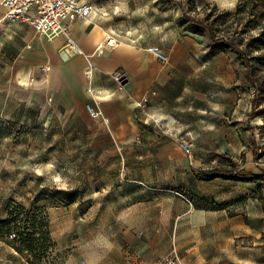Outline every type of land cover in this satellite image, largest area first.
Listing matches in <instances>:
<instances>
[{"label": "rangeland", "instance_id": "obj_1", "mask_svg": "<svg viewBox=\"0 0 264 264\" xmlns=\"http://www.w3.org/2000/svg\"><path fill=\"white\" fill-rule=\"evenodd\" d=\"M81 1L94 5L120 41L146 40L167 54L174 46L187 49L194 110L179 121L173 151L100 152L89 151L87 137L42 105L20 107L0 97V220L11 201L43 208L59 264H159L174 251L189 264H217L223 249L213 243L197 256L178 247L175 216L183 206L173 192L186 198L181 187L192 186V177L200 181L202 171L264 169V46L256 42L264 0ZM211 34L224 42H212ZM180 142L191 147V160ZM215 190L201 186L206 195ZM254 224L263 230L264 223ZM240 246L234 261L264 264V232ZM0 264L27 263L0 241Z\"/></svg>", "mask_w": 264, "mask_h": 264}, {"label": "crops", "instance_id": "obj_2", "mask_svg": "<svg viewBox=\"0 0 264 264\" xmlns=\"http://www.w3.org/2000/svg\"><path fill=\"white\" fill-rule=\"evenodd\" d=\"M6 12L0 6V97L5 103L42 105L75 135L87 137L89 151L170 152L178 148L173 137L179 121L194 110L189 86L194 66L187 49L174 46L168 54L163 51L169 62L162 63L147 52L155 45L146 40L106 46L109 31L95 15L72 23L68 34H37L27 24L6 20ZM88 105L102 119H93ZM223 110L225 105L218 106L216 114ZM125 167L123 163V171ZM143 181L131 179L129 183ZM192 183L181 187L188 198L173 192L183 206V212L175 216L178 247H187L186 252L197 256L200 248L213 243L223 249L217 264H239L240 260H234L240 243L264 232L254 224L264 223L259 184L221 179L206 183L194 177ZM202 184H213L216 190L206 195ZM193 264L207 262L198 258Z\"/></svg>", "mask_w": 264, "mask_h": 264}, {"label": "trees", "instance_id": "obj_3", "mask_svg": "<svg viewBox=\"0 0 264 264\" xmlns=\"http://www.w3.org/2000/svg\"><path fill=\"white\" fill-rule=\"evenodd\" d=\"M258 20L264 21V14L259 16ZM262 26L256 42L264 46L263 22ZM211 40L214 43L224 42V39L215 40L212 34ZM196 177L203 182L221 179L259 184V200L264 212V169L256 174H243L233 169H213L199 172ZM6 214V218L0 220V241L25 259L27 264H59L53 255L56 243L51 236L49 218L43 208L27 209L11 201L6 207Z\"/></svg>", "mask_w": 264, "mask_h": 264}, {"label": "built area", "instance_id": "obj_4", "mask_svg": "<svg viewBox=\"0 0 264 264\" xmlns=\"http://www.w3.org/2000/svg\"><path fill=\"white\" fill-rule=\"evenodd\" d=\"M0 6L7 10L6 20L27 24L37 34L49 32L68 34L72 23L87 20L95 13L94 5L81 0H0ZM119 39L120 37L115 33H109L105 36L104 44L114 48L123 42ZM131 43H138V41H131ZM147 52L162 63L169 62V57L157 46L148 47ZM117 80H120V76ZM87 108L93 119H102L99 111H94L90 105ZM103 121L106 122L105 119ZM180 148L189 158H192L191 147L187 143L180 142ZM159 264L185 263L174 251Z\"/></svg>", "mask_w": 264, "mask_h": 264}]
</instances>
